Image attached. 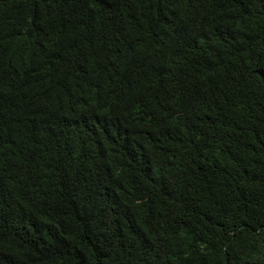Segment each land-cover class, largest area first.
Returning a JSON list of instances; mask_svg holds the SVG:
<instances>
[{
  "label": "trees",
  "instance_id": "trees-1",
  "mask_svg": "<svg viewBox=\"0 0 264 264\" xmlns=\"http://www.w3.org/2000/svg\"><path fill=\"white\" fill-rule=\"evenodd\" d=\"M0 264H264V0H0Z\"/></svg>",
  "mask_w": 264,
  "mask_h": 264
}]
</instances>
